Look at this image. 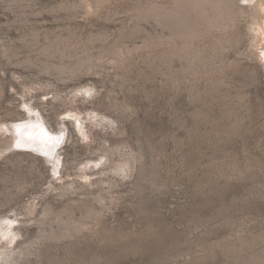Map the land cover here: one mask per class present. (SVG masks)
<instances>
[{
	"label": "rangeland",
	"instance_id": "rangeland-1",
	"mask_svg": "<svg viewBox=\"0 0 264 264\" xmlns=\"http://www.w3.org/2000/svg\"><path fill=\"white\" fill-rule=\"evenodd\" d=\"M98 1L0 0V219L30 220L0 238V264H264L262 37L239 17L237 38H196L206 63L191 64L167 48L205 27L186 13L166 25L171 0ZM31 109L60 134L55 167L17 142ZM101 148L134 169L109 168ZM103 190L112 200L89 196ZM48 205L74 207L85 231L38 238Z\"/></svg>",
	"mask_w": 264,
	"mask_h": 264
},
{
	"label": "bare ground",
	"instance_id": "bare-ground-1",
	"mask_svg": "<svg viewBox=\"0 0 264 264\" xmlns=\"http://www.w3.org/2000/svg\"><path fill=\"white\" fill-rule=\"evenodd\" d=\"M255 1H257V2L256 3L254 2L253 4H248V2H250V0H171L168 5H164L165 13L162 14V18L164 20V23H166V25H172L173 26L179 22H182L183 20H185V22H186L187 19L184 17V15L182 14V17H184L185 19L180 16L181 13H186V16L188 14V17H187L188 20L191 17H194V19L199 21L198 23H201L205 28H202V30L203 29L204 30L202 32L200 31L201 32L200 34L198 33L199 31L197 32V30H195L196 32L191 31L192 33H194L193 35L192 34L190 35V33H189V35L183 34L180 37L178 35V38H180L179 41L181 39H183V42L180 41V42H182V44L181 43L178 44L177 43L178 38L174 37V39L176 41H174V39H173V41L176 42V44L173 42V44H175V45L172 46V48H169L168 46H166L167 44L170 45V43L168 41L166 42V41H162V40H160L161 45H158V46L163 47L165 44V47H168L167 51L171 57L177 56L180 58H188V60H189V58L190 59L193 58L194 60L196 58V60L198 62L204 61L203 52L201 50H199L198 48L195 49V47H194V42H195L194 40H196V38H198L199 36H203L204 34L210 33L211 31L213 32L212 29H215V28H217V29L221 28L222 30L225 28V29H227L229 35L233 34L232 32H233L234 28L236 27L235 21H237L239 17H242V18L244 17L247 20V23L250 25V28L252 27L253 36L251 38L254 37L257 39V38H259V36H261L262 38H260V40L264 41V26H263L264 16H263V14H261V11L259 9L260 3L264 2V0H255ZM93 3H94L95 7H97L99 5L98 0H93ZM208 8L210 9V11H212L211 13H209V15H207L208 13L206 14V11H208L207 10ZM144 11L146 14L152 13L154 15H158L156 13V9L154 7L153 8L148 7ZM193 13H195V15L197 14V17H195ZM189 16H191V17L189 18ZM244 18H243V20H244ZM194 19L191 18L190 20H194ZM210 19H212L211 22H209ZM260 19L262 21H260ZM195 20H194V22H195ZM188 22H190V21H188ZM237 22H239V21H237ZM193 24H195V23H193ZM201 24H198V25H201ZM202 25H201V27H202ZM189 28H190V26H189ZM217 29H215V30H217ZM221 29H220V31H221ZM225 34H227V32ZM223 35H224V32H223ZM234 35H236V34H233V36ZM226 36H228V35H226ZM221 37L223 39V37H225V36H221ZM234 37L237 38V36H234ZM229 38H230V36L227 37L228 40H229ZM225 40H226V37H225ZM233 40H234V38H233ZM233 40H231V41H233ZM231 41H230V43H231ZM236 41L237 40H235L234 42H236ZM156 42H159V41L156 40ZM220 43H222L221 40H220ZM223 43H225V42H223ZM152 47H154V46H152ZM156 48H159V47H156ZM151 49H153V48H151ZM166 55H167V52H166ZM170 56H169V58H170ZM193 59L189 60V61L192 62ZM194 63L192 62L191 64H194ZM79 67H81V65H79ZM90 67H91V65H90ZM74 69H76V67ZM77 69H78V67H77ZM79 70H80V68H79ZM74 74H75V72H74ZM1 91H3V90H1ZM0 97H2V96H0ZM24 116L25 117L22 120L25 123L24 124L22 123L21 125H19L17 127L18 131L20 129V134H21L19 136L18 141H17L18 144L26 145L30 148H34L38 151H42L49 158V162L55 167L56 163L58 161V154H55V152L57 150L58 142L62 141V139L59 136L60 134H58V133H55V134L47 133L46 130L42 128V125H35L34 123H32V122H34V115L32 113V109L29 110L27 113H25ZM15 130H16V128H15ZM44 132H46L47 134L44 135ZM8 133H9V131H8ZM99 150H101V152H102L101 155H99V156L106 160V162L108 164L107 166L109 168H112V169L114 168L119 172L121 170H126V169H128L129 171L130 170L132 171L134 169L136 160H135L133 155H129V156L125 157L123 160V163H124L123 166L118 167L116 165V160L114 158V152L112 150L102 149V148ZM74 183H77V182H74ZM77 189H79L82 192L84 187L78 185ZM86 193H88V192H86ZM109 194H110V192L108 193V190L107 191L103 190V192L100 191L99 193H97V195L90 193L89 196L91 195V197L94 200L102 202L103 200L109 199V197H110ZM109 200H112V198H110ZM73 208L74 207L68 206L65 209H63L62 211H55V209H53L52 206H50V205L46 206L43 209L42 218H40L41 220H40V224L38 227L40 228V225H41L40 230L42 231V233H40L38 238H41V240H43L44 238L45 239H47V238H51V239L52 238H55V239L58 238L59 239V238L71 237V236H74V235H76L82 231H85V228L88 226L89 222H87V221H75ZM99 213H100V211L98 212V209H95V208L91 209L90 213L86 216V218L91 219V220L93 219L92 221L94 222L95 220L98 219V216L100 215ZM49 220H52V222L53 221L58 222L62 225H66L68 227L69 232L66 234H61V233L60 234H56V233L53 234L52 232L51 233L46 232L44 230L45 229L44 226L47 225ZM22 221L23 220H18L17 218L14 219V217H11V216H4L3 218H1L0 219V238H9V236H10V238H13V239L18 238L21 235V229L19 228L21 226L15 227L13 225L15 223H21ZM25 222L28 223V222H30V220L26 219L25 221L22 222V224L24 223V225H25L26 224ZM51 224H53V223H51ZM16 251H17V248H15L11 253L14 255V254H16ZM20 255H21V253H20ZM24 256L25 255H23L22 258ZM23 259H25V258H23ZM7 264H10V263L8 262Z\"/></svg>",
	"mask_w": 264,
	"mask_h": 264
}]
</instances>
